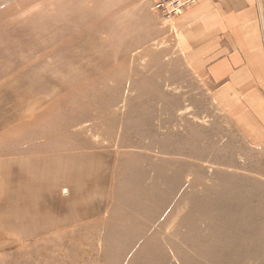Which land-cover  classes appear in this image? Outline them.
I'll list each match as a JSON object with an SVG mask.
<instances>
[{
	"label": "rangeland",
	"instance_id": "rangeland-1",
	"mask_svg": "<svg viewBox=\"0 0 264 264\" xmlns=\"http://www.w3.org/2000/svg\"><path fill=\"white\" fill-rule=\"evenodd\" d=\"M256 6L263 57L218 77L192 8L0 0V264H264Z\"/></svg>",
	"mask_w": 264,
	"mask_h": 264
},
{
	"label": "crops",
	"instance_id": "crops-1",
	"mask_svg": "<svg viewBox=\"0 0 264 264\" xmlns=\"http://www.w3.org/2000/svg\"><path fill=\"white\" fill-rule=\"evenodd\" d=\"M256 15V0H200L183 15L187 20L180 28L181 36L186 37L182 43L187 47L188 57H204L205 68L213 66L207 69L209 74L218 77L228 69L234 71L237 67L234 57L260 60L263 54L259 48L260 29ZM199 46L203 47L196 50ZM231 46L239 48H228ZM215 59L220 69L216 68L217 64L212 65ZM243 124L240 122V126Z\"/></svg>",
	"mask_w": 264,
	"mask_h": 264
},
{
	"label": "built area",
	"instance_id": "built-area-1",
	"mask_svg": "<svg viewBox=\"0 0 264 264\" xmlns=\"http://www.w3.org/2000/svg\"><path fill=\"white\" fill-rule=\"evenodd\" d=\"M200 0H150L154 10L163 17L171 18L195 6Z\"/></svg>",
	"mask_w": 264,
	"mask_h": 264
}]
</instances>
